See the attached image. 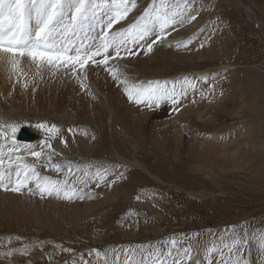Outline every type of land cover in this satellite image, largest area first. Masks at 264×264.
Returning <instances> with one entry per match:
<instances>
[{
	"label": "rangeland",
	"instance_id": "obj_1",
	"mask_svg": "<svg viewBox=\"0 0 264 264\" xmlns=\"http://www.w3.org/2000/svg\"><path fill=\"white\" fill-rule=\"evenodd\" d=\"M136 2L143 4L146 10L154 4L159 6L161 0ZM164 3L169 10L177 4L181 7L186 4V13L196 15L199 25H208L213 31L212 41L210 48L202 49L201 54L192 50L190 53V49L188 54L169 48L163 58L157 48L158 65L152 67L164 74L159 78H167L181 72H218L217 68L223 65L226 77L217 78L218 82L229 91L233 88L243 107L239 116L225 121L234 129L233 137L223 145L225 152L221 158L214 161L206 158L210 166L213 164L200 171L194 169V160L187 159L183 153L176 159L171 153L159 152L146 143L137 144L132 137L124 142L122 127L113 126L111 132V121L107 118H103L105 122L102 123L86 116H78L76 122L47 120V125L56 124L60 128L58 138L72 135L67 132L72 128L80 142H86L73 146V157L60 155L59 164L63 166L70 161L77 168L101 169L103 180H98L94 173L87 186L75 183V188L85 189L100 202L107 203L101 207L96 205L97 211L91 217L74 220L79 228H70L69 233L59 230V245L50 241L43 244L49 251L43 264L51 261H59L56 264H82L83 261L90 264H159L157 257L161 254H164L165 264H173L177 249H172L171 257L166 255L173 240L180 250L190 245L192 256L201 259L202 264H207L203 259L205 250L215 246L217 250L211 255L213 264H223L235 255L226 247L231 246L233 232L241 236L247 233L242 259L248 264H264V248L260 244V236L264 234V34L261 30L264 28V0H164ZM139 8V13L145 11ZM246 8L253 10L255 22L249 20ZM185 24L177 23L179 27ZM142 64L140 62L139 67ZM34 76L36 72L30 75L32 79ZM150 78L145 82L154 80ZM31 124L36 129L35 122ZM239 126H244L248 132L249 142L242 141ZM89 130L92 133H88ZM32 132L36 137L39 132L41 139L51 136L46 129ZM68 140L73 144L75 138ZM236 148L247 151L252 157L244 168L237 167L233 160L232 151ZM116 153L127 161H122ZM133 161L144 165L163 183L132 165ZM252 165L257 167L253 169ZM64 178L65 173L60 172L59 180ZM77 199L96 202L94 197L91 201ZM32 238L29 236L28 240L35 242ZM43 239L47 241L48 237ZM24 240L15 230H0V263H6L4 258L9 259L8 255H3L5 250L15 245L23 247L29 242ZM51 249L58 250L52 252Z\"/></svg>",
	"mask_w": 264,
	"mask_h": 264
},
{
	"label": "bare ground",
	"instance_id": "obj_2",
	"mask_svg": "<svg viewBox=\"0 0 264 264\" xmlns=\"http://www.w3.org/2000/svg\"><path fill=\"white\" fill-rule=\"evenodd\" d=\"M108 2L110 3L111 0H108ZM136 3L137 7L132 9L128 18L115 25L113 31L128 27L144 14V12L139 13L140 11L138 12L137 8L142 7L143 9L145 6L143 4L138 5V2ZM248 8H246L247 16L249 20L255 22L253 10ZM185 22L184 26L179 27V23L178 25L170 26L166 30L167 39L155 44L151 53L145 55L141 47L130 45L132 51L139 53L138 55H126L121 49V54L124 58L116 62L110 61V64H119L121 71L129 78L130 83L146 85L148 82L145 81L150 77V79H154L153 81L172 82L166 86L169 89L174 87L177 93H182L178 97L180 100L179 112L174 111V105L167 100L161 102L159 106L151 108L147 107L146 104L137 105L130 101L124 92V87L118 81L112 79L109 73L104 70V66L96 67L95 65H90L85 70L87 80L83 82L87 85L86 89L81 88L80 81L70 71L61 70L53 75L52 72L45 68L41 70V75L36 74L35 78L32 79L30 75L37 73V69L35 64L25 57L20 65L21 74L13 76L11 79H9V73L6 71L7 66L0 65V121H3L5 125L8 123L17 124L19 129L24 127L30 132H38V129L44 132V128L36 126L38 124L47 125V120L64 123L65 121L76 122V119H79L78 116H86L96 123H102L105 122L103 118H107L108 121H111V124H109L111 132H113V126L122 127V136L126 137L123 139L124 142L127 141V137H132L136 143H146L159 152L171 153L176 159L180 158L183 153L187 159L194 160L195 170H206L208 166V169L211 168L213 163L210 166L206 158L210 157L211 161L216 160L218 157L221 158L220 155L225 152L223 145L228 142L229 137H233L232 132L234 129L226 124V119H233L235 116H239L243 107L239 104L238 97L232 90L233 88L230 87L229 91V88L221 86L218 82L217 78L226 77V75H223L225 71L223 65L217 68L218 72L208 70L192 73L181 72L174 74L172 77L159 78V76L164 74H160L157 68L152 67L158 65L155 53L157 48H160V56L163 58V55L167 52L166 49L169 48L175 51L181 49V51L188 54V49L201 54L202 49L210 48L213 31L208 29V25H199L200 21L197 19L194 22L191 21L190 24L187 21ZM261 30L264 33V28ZM100 31L101 28L97 25L95 31L90 32V36L98 37ZM157 33L158 28L148 38V42L155 39ZM79 40H75V46L77 47L80 45L78 44ZM83 43H99V40L98 38L95 41L85 38ZM181 43L186 46H176ZM202 43L203 47L199 49ZM97 59H100V57H97ZM136 60H139V62ZM140 62L144 64L139 67ZM24 83H28L27 88L23 87ZM88 92H91L92 95L90 96ZM92 96H95V99ZM33 122L36 124V129L31 127ZM4 130L8 133V139H0V144H10L13 133L6 127ZM238 131L240 136H242V141L249 142L247 139L248 132H246L244 126H239ZM17 132L14 135L20 145L19 153H10L7 147L0 151V159L4 160V168L11 173L12 179H15V170L19 163L15 161V155H20L24 162L28 164H36L37 170L42 175L49 176L54 180L59 179V173L50 167H43V158L37 162L35 157L26 154L25 146H32L36 151H41L43 148V151L47 153L48 149L42 145V142L49 137L46 136L41 139L42 137H39L41 135L38 132V137L22 140L17 138ZM88 133L92 132L89 130ZM76 136L72 133V135L67 137L51 139L50 142L53 148L61 153V156L65 157V154H67L68 157H73V146L78 147L80 143L86 144L83 140L80 142ZM68 137L75 138L73 144L68 140ZM61 139L68 141L67 147L60 142ZM10 156L12 157L11 167H9ZM59 156L54 155L52 162L59 163ZM117 156L122 161L125 160L119 154ZM232 156L237 167L240 168H244L252 159L247 151H239L238 148L232 151ZM222 160L226 162L225 159ZM131 164L147 173L151 178L163 183L159 176L151 173L144 165L137 161H133ZM252 166L255 169V165ZM72 169L74 174L71 175L74 177H81L85 174L87 177H92L91 175L94 173L97 176L102 173L101 169L97 170V168H92L91 166L79 168L72 166ZM71 181V186L76 187V184ZM76 189L75 194L70 193L71 199H64L63 193L59 196L55 193L51 196L44 194L43 198H41V195L36 190L35 180H29L27 185L22 188L21 193L0 190V230L4 228L15 230L25 238L24 241H29V236L34 237L32 240L35 241L32 242L30 240L31 242H26L23 247L18 245L9 247L4 253L11 252L12 255L9 256V259L4 258L6 263L3 264H43L44 258L49 253V251L44 249L45 247L43 248V244L50 241L59 245V241H61L59 240V230L63 233H69L68 230L70 228H79L75 225L74 220L78 222L80 218L91 217L97 211L96 205L101 207L107 203L100 202L96 195L93 196L92 193L85 189ZM190 194L196 196L192 191H190ZM204 196L202 197H208ZM59 197H61V200ZM91 197L96 199V204L93 202L86 203V201L83 202V200L79 201L77 199L86 198L91 201ZM66 221L69 223H66ZM91 228H93L92 225ZM95 232L93 231L92 233ZM44 236L48 237L47 241H44ZM40 241L42 244H40ZM51 250L53 252L58 249ZM4 256L7 257L6 255ZM256 258L258 259V257ZM56 263H59V261H51L47 264Z\"/></svg>",
	"mask_w": 264,
	"mask_h": 264
},
{
	"label": "snow or ice",
	"instance_id": "obj_3",
	"mask_svg": "<svg viewBox=\"0 0 264 264\" xmlns=\"http://www.w3.org/2000/svg\"><path fill=\"white\" fill-rule=\"evenodd\" d=\"M136 7V0H111L110 3L108 0H0V65L7 66L6 71L11 79L21 74V61L26 57L35 64L37 75H41V70L45 68L53 75L61 70L70 71L80 81L82 89L87 88L83 82L87 80L85 70L90 65L104 66V70L112 79L124 87V92L130 101L137 105L146 104L151 108L167 100L174 105V111L179 112L178 97L182 93H177L174 87L169 89L166 86L172 82L149 81L146 85L130 83L119 64H110V61L116 62L124 58L121 49L126 55H138L139 53L132 51L130 45L141 47L145 55L151 53L155 44L167 39L166 30L170 26L177 23L183 24L185 21H195L197 16L190 12L186 13V4L184 7L177 4L169 10L164 0H161L159 6L154 4L147 8L136 22L121 30L113 31L114 26L126 20L132 9ZM97 25L101 28L98 37L90 36V32L95 31ZM157 28L158 33L155 39L148 42V38ZM85 38L93 41L98 38L99 43L84 44ZM76 39L82 41L79 47L75 46ZM176 46L186 45L181 43ZM23 87L27 88L28 83H24ZM88 94L92 95L91 92ZM92 98L95 99V96ZM5 127L11 130L13 136L10 144H0V151L7 147L10 153H19L20 145L14 135L19 125L13 123L5 125L3 121H0V139L7 140L8 133L4 130ZM36 127L44 128L51 133V136L42 142L48 152L45 153L43 148L41 151H36L32 146H25L26 154L35 157L37 162L43 158V167H50L57 173L64 172L65 178L54 180L42 175L37 170L36 164H28L20 155H15V161L19 163L14 180L11 173L4 168V160L0 159V190L21 193L29 180H35L36 190L41 198L44 194L51 196L55 193L59 196L63 193L64 199H71L70 193L75 194L77 191L70 184V174L73 171L71 162L67 161L63 166L52 162L53 156H59L61 153L53 148L50 140L56 138L61 130L56 124L50 126L38 124ZM68 132L74 133V130L69 128ZM92 139L95 137L92 136ZM60 142L67 147V140L61 139ZM9 161V167H11V156ZM71 179L74 183L87 186L90 178L85 174L83 178L72 176ZM103 179L104 177L98 174V180ZM96 186L98 187L99 183ZM246 244L247 233L241 236L233 232L231 246L226 245V247L229 253H235V255L230 261H223V264H248L241 255L243 246ZM260 244L264 248V234L260 236ZM172 249H177L173 264H184L185 261H190L191 264H202L201 259L192 256L190 245L180 250L177 242L171 241V247L166 254L168 257L172 256ZM216 250L215 246L205 250L203 259L207 260V264H213L211 255ZM65 251L68 250L65 249ZM3 255L10 256L12 253L7 252ZM163 255L157 257L159 264H165ZM82 264H90V262L83 261Z\"/></svg>",
	"mask_w": 264,
	"mask_h": 264
},
{
	"label": "water",
	"instance_id": "obj_4",
	"mask_svg": "<svg viewBox=\"0 0 264 264\" xmlns=\"http://www.w3.org/2000/svg\"><path fill=\"white\" fill-rule=\"evenodd\" d=\"M35 135L30 133L26 128L22 127L21 130L19 131L17 138L18 139H24V140H30L34 138Z\"/></svg>",
	"mask_w": 264,
	"mask_h": 264
}]
</instances>
